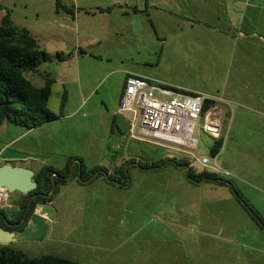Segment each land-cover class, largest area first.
<instances>
[{
	"label": "rangeland",
	"instance_id": "374dc122",
	"mask_svg": "<svg viewBox=\"0 0 264 264\" xmlns=\"http://www.w3.org/2000/svg\"><path fill=\"white\" fill-rule=\"evenodd\" d=\"M59 1L62 5L73 0ZM54 2L1 1L4 9L0 18L9 11L14 25L29 30L39 47L45 48L47 59L40 72L57 81L48 108L58 117L31 129L2 122L0 148L5 146L38 156L28 161L34 173L46 167L63 171L70 157L81 160L88 170L98 166L107 171L118 169L126 159L136 163L124 167L125 180L117 178L126 183L120 191L78 188L75 182L67 186L58 184L50 201L60 207L53 227L39 241L19 239L9 245L28 256L50 253L79 264H264V104L230 102L226 107L222 146L215 161L228 172L219 175L228 183L221 185L202 179L186 184L182 183L183 178H170L168 174H136L135 171L143 170L137 162L148 163L174 153L128 139L127 121L120 114H113L123 86L120 74L112 71L118 68L116 64L102 69L99 66L103 64L88 58L76 64L63 58L65 51L59 49L55 53L61 57L53 55L55 59L49 60V52L53 53L59 44L73 48L76 37L84 38L81 28L75 29L70 20L62 21L52 12ZM250 6L252 11H264V0H251ZM85 59L95 68L90 93L77 88V78L83 80L88 66ZM25 77L36 86L43 84L36 74L25 73ZM194 84L196 88L205 86L219 94L213 91L219 88L215 82ZM63 91H66L65 100L60 108ZM222 108L225 109L223 105ZM200 123L199 119L197 125ZM194 136L196 155L210 159L209 148L214 139L200 127ZM73 163L68 167L75 174L79 165ZM195 168L201 169L198 164ZM154 169L184 171L171 164ZM8 195L6 205L0 210L9 216L15 211L17 194ZM89 197H94L95 202L84 203ZM106 199L108 202H104ZM243 205L252 208L257 216ZM92 219L97 223L95 227L90 226ZM119 232L124 236L132 234V239L115 253L116 257L101 256L68 241L77 234L86 239L93 233L99 234L98 237H116Z\"/></svg>",
	"mask_w": 264,
	"mask_h": 264
},
{
	"label": "crops",
	"instance_id": "0c3cea01",
	"mask_svg": "<svg viewBox=\"0 0 264 264\" xmlns=\"http://www.w3.org/2000/svg\"><path fill=\"white\" fill-rule=\"evenodd\" d=\"M250 1L73 0L71 3H62L68 12L64 9L57 10L54 2L52 12L62 21L70 20L75 29L81 28L84 38L80 40L76 37L73 48L59 44V48H53V53L49 52L52 57L49 60L55 59V52L59 49L65 51L62 52L63 58L76 64L84 58L100 62L103 64L99 66L102 69L116 64L118 68L112 71L120 74L123 85L128 75L146 77L172 88L206 95L217 105L222 104L225 109L222 105L219 107L225 114L230 102L263 105L264 11L250 10ZM41 49L45 51V48ZM60 57L57 55L58 59ZM44 63L46 61L42 64ZM84 63L88 66L83 80L78 76L77 88L90 93L95 68L86 59ZM35 74L42 81L48 76L46 73L42 74L40 68ZM53 81L52 87L57 82L54 78ZM208 81L215 82L219 88L213 91H218L219 94H214L205 86L202 89L194 86L195 82L202 85ZM70 82L72 83L71 80ZM117 108L113 114H117ZM5 148L7 147H1L0 152ZM108 173L116 177L124 174L115 169L96 171L89 179L80 181L79 172L74 174L72 171L65 176L66 181L62 186L75 182L78 188H100V191L112 192L120 191L126 186V183L124 186L107 180ZM134 173L146 176L168 174L170 178H183L182 183L193 182L185 170L143 169ZM16 194L14 202L19 198V194ZM59 196L61 193L56 198ZM94 197L84 199V203H94ZM104 202H108V199ZM111 202L113 205L114 200ZM51 204L55 214L47 221V230L53 227L57 221L55 218L60 213V207L54 201ZM96 225L92 219L90 226ZM78 236L80 234L68 241L98 255L114 257L132 239V234L124 236L120 232L116 235L118 238L98 237L100 235L97 233L86 239Z\"/></svg>",
	"mask_w": 264,
	"mask_h": 264
},
{
	"label": "trees",
	"instance_id": "16d2710c",
	"mask_svg": "<svg viewBox=\"0 0 264 264\" xmlns=\"http://www.w3.org/2000/svg\"><path fill=\"white\" fill-rule=\"evenodd\" d=\"M1 1L2 0H0V12L4 9ZM55 6L57 10L64 9L68 12V9L61 5L59 0H55ZM46 59V54L39 47L37 39L26 28L15 26L11 20L9 11H6V13L0 18V124L4 121H10L25 126L27 129H31L58 117L48 108V100L54 82L53 79L49 76H45L43 78V84L41 86H36L25 77V73H37L41 64L46 61ZM64 100L65 92L62 95L60 108L63 107ZM213 103V100H205L204 108L206 109ZM221 146L222 138L220 136L219 138L214 139L213 144L210 146V156L213 157L218 154ZM72 162H74V165L76 163L79 165L76 172L79 171L80 181L89 179V176L96 171L103 170L107 172V170L101 166L88 170L82 161L75 157H70L68 159V165L70 166V163ZM128 163L135 165L136 161L133 159H126L120 168L115 169L117 171H123L124 174L122 177H124V180L127 178L124 167ZM168 164L181 167L184 170L188 168L187 176L193 182H199L205 178V180H212L221 185L228 183V181L215 173L201 169L196 170L195 165H193L187 157H180L175 154L148 163L137 162V165L141 169L160 168ZM68 165L63 171L56 170L52 167H46L36 172V189L28 192L24 196L19 195V199L14 202V206H16L17 209L13 211L11 215L17 220L20 219L27 207L29 199L35 191L41 190L46 193L49 192L51 183L47 180V176L54 174V188H56L58 184H64L66 181L65 176L70 173ZM117 178L118 177L110 173L107 175V180L124 185L125 182H120ZM234 192L239 196V193L235 189ZM51 197L52 196L50 195L47 198L36 197L32 199L26 214L27 218L32 213L37 202L51 201ZM243 206L248 212L257 216V213L252 208L246 205ZM0 212L5 214L2 209ZM0 264L79 263L72 259L50 253L39 256H28L22 250L14 248L11 245L0 244Z\"/></svg>",
	"mask_w": 264,
	"mask_h": 264
},
{
	"label": "built area",
	"instance_id": "2783aa9c",
	"mask_svg": "<svg viewBox=\"0 0 264 264\" xmlns=\"http://www.w3.org/2000/svg\"><path fill=\"white\" fill-rule=\"evenodd\" d=\"M206 95L167 86L164 83L128 75L125 78L117 113L127 121L128 139L171 151L187 157L201 170L217 175L228 174L219 167L215 156L210 159L196 155L197 127L206 135L217 139L221 136L225 116L215 102L204 108ZM200 119V125H197ZM0 208L6 205L9 195L0 188Z\"/></svg>",
	"mask_w": 264,
	"mask_h": 264
},
{
	"label": "water",
	"instance_id": "95a60500",
	"mask_svg": "<svg viewBox=\"0 0 264 264\" xmlns=\"http://www.w3.org/2000/svg\"><path fill=\"white\" fill-rule=\"evenodd\" d=\"M36 158L39 157L9 148L3 149L0 152V160L3 162L0 164V188H5L9 194L16 192L21 196L34 190L37 187V181L35 179V173L28 165V161L29 159ZM186 172H188V168H186ZM104 175L106 174L104 173ZM203 180H205V178H203ZM54 185V182H52L48 193L38 192L31 196L21 221L14 224V226L17 227L25 223L23 227L9 230L0 225L1 245H9L18 237L21 240L31 241H39L43 238L48 227L47 221L55 214L52 204L50 201H40L35 204L28 218L26 212L34 196L49 197L53 193Z\"/></svg>",
	"mask_w": 264,
	"mask_h": 264
},
{
	"label": "flooded vegetation",
	"instance_id": "af4514ba",
	"mask_svg": "<svg viewBox=\"0 0 264 264\" xmlns=\"http://www.w3.org/2000/svg\"><path fill=\"white\" fill-rule=\"evenodd\" d=\"M100 172H104L103 170H99ZM79 172V171H78ZM35 179H36V175H35ZM46 179V178H45ZM47 180L51 183V185H52V182H54V179H53V175H49V176H47ZM54 184H55V182H54ZM36 189V188H35ZM50 191V190H49ZM38 192H43V193H46V192H44V191H41V190H37V191H35L34 193H38ZM19 197V196H18ZM36 197H42V196H38V195H36V196H34L32 199H34V198H36ZM19 199V198H18ZM14 207V210H16L17 209V207L16 206H13ZM26 210V209H25ZM25 212V211H24ZM24 212H23V214H24ZM23 214L21 215V218L20 219H15V217H13L11 214L8 216V215H6V214H3V213H1L0 212V225L1 226H3L5 229H9V230H13V229H19V228H21V227H23V225L25 224V223H23V224H21L20 226H14V224L15 223H18V222H20L21 221V219H22V217H23ZM26 214H27V212H26ZM20 238L18 237L16 240H19ZM13 243V242H12ZM11 243V244H12Z\"/></svg>",
	"mask_w": 264,
	"mask_h": 264
},
{
	"label": "bare ground",
	"instance_id": "6f19581e",
	"mask_svg": "<svg viewBox=\"0 0 264 264\" xmlns=\"http://www.w3.org/2000/svg\"><path fill=\"white\" fill-rule=\"evenodd\" d=\"M2 192V190H0V193Z\"/></svg>",
	"mask_w": 264,
	"mask_h": 264
}]
</instances>
